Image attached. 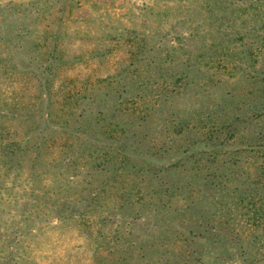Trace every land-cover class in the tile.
Segmentation results:
<instances>
[{
    "label": "trees",
    "instance_id": "16d2710c",
    "mask_svg": "<svg viewBox=\"0 0 264 264\" xmlns=\"http://www.w3.org/2000/svg\"><path fill=\"white\" fill-rule=\"evenodd\" d=\"M107 1L0 0V264H264V0Z\"/></svg>",
    "mask_w": 264,
    "mask_h": 264
},
{
    "label": "rangeland",
    "instance_id": "374dc122",
    "mask_svg": "<svg viewBox=\"0 0 264 264\" xmlns=\"http://www.w3.org/2000/svg\"><path fill=\"white\" fill-rule=\"evenodd\" d=\"M90 3H91L90 6H85V7H82V8L77 9L73 18L76 19L78 22H81L82 23L83 19H86L88 17H93L96 12H95V10L94 11L92 10V5L94 3H99V0H91ZM112 3H113V0H108L106 2V4L104 5V8L107 9V10H109V11L111 10L110 12H112L114 10L113 7H112ZM120 3H121V0H118L116 2V5L117 6L120 5ZM117 6H116V8H117ZM80 24H79V26L73 24L72 25V28L73 29H76V28L78 29L80 27ZM69 48L74 53L75 52L76 45L75 44L69 45Z\"/></svg>",
    "mask_w": 264,
    "mask_h": 264
}]
</instances>
